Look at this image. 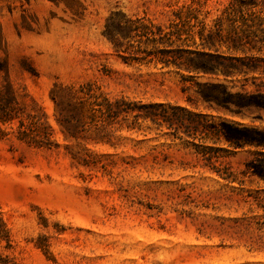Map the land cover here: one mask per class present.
Wrapping results in <instances>:
<instances>
[{"label": "rangeland", "instance_id": "rangeland-1", "mask_svg": "<svg viewBox=\"0 0 264 264\" xmlns=\"http://www.w3.org/2000/svg\"><path fill=\"white\" fill-rule=\"evenodd\" d=\"M229 2L0 0V88L6 76L24 88L22 105L43 115L57 142L38 147L15 132L0 138V206L11 242L0 240V264H264V224L255 222L264 223L263 212L244 201L264 182L245 177L239 186L198 165L179 166L192 145L153 128L86 121L68 136L51 99L56 93L67 116L75 102L68 87L89 83L110 101L190 107V92L181 91L187 73L125 61L103 34L105 23L119 13L166 27L190 7L208 28ZM198 109L216 115L203 103ZM255 123L264 125V115ZM157 152L174 163H154ZM250 156L244 149L226 160L238 170Z\"/></svg>", "mask_w": 264, "mask_h": 264}, {"label": "trees", "instance_id": "trees-1", "mask_svg": "<svg viewBox=\"0 0 264 264\" xmlns=\"http://www.w3.org/2000/svg\"><path fill=\"white\" fill-rule=\"evenodd\" d=\"M186 9L183 15L178 10L177 19L166 27L144 17L113 13L105 23L103 34L125 61L147 59L187 73L181 75V91L190 92L186 95L190 107L125 97L110 101L93 93L91 85L86 83L77 91L68 87L75 102H68L69 113L64 117L56 93H51L61 114L56 121L72 137L82 130L77 129V123L86 121L117 124L118 130L164 131L192 145V150L185 152L189 158L178 159L177 165H198L239 186L244 184L245 177L264 182V125L255 123L262 121L264 115V0H230L208 28L202 20H197L190 7ZM197 75L209 78L197 80ZM77 92L82 95L76 96ZM25 96L24 88L22 93L18 92L6 76L0 88V124L10 130L0 127V138L15 132L17 139L35 146H57L43 115L27 111L22 105ZM199 103L216 115L199 110ZM143 123L147 124L144 128ZM244 149L251 156L244 160L243 169H234L226 159ZM152 160L158 164L174 163L161 152L153 154ZM244 201L254 202L264 216V190L247 192ZM252 221L248 219L247 224L251 226ZM255 222L260 227L264 224ZM0 240L10 247L1 206Z\"/></svg>", "mask_w": 264, "mask_h": 264}]
</instances>
